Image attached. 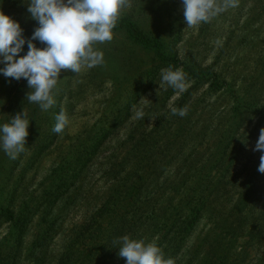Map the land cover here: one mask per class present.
Here are the masks:
<instances>
[{
  "label": "rangeland",
  "instance_id": "1",
  "mask_svg": "<svg viewBox=\"0 0 264 264\" xmlns=\"http://www.w3.org/2000/svg\"><path fill=\"white\" fill-rule=\"evenodd\" d=\"M0 10L26 38L39 26L26 0ZM120 23L95 45L102 64L62 71L47 111L27 101L25 79L0 75V124L23 111L30 122L24 153L0 151V264H126L124 235L174 264H264V153L253 150L264 128V0H236L195 27L182 0H129ZM169 66L189 84L174 100L159 87ZM61 110L69 123L57 134Z\"/></svg>",
  "mask_w": 264,
  "mask_h": 264
},
{
  "label": "clouds",
  "instance_id": "2",
  "mask_svg": "<svg viewBox=\"0 0 264 264\" xmlns=\"http://www.w3.org/2000/svg\"><path fill=\"white\" fill-rule=\"evenodd\" d=\"M27 11L38 22L32 36L26 38L21 24L0 10V75L15 80L25 79L31 91L27 101L47 111L56 104L54 90L63 70L79 74L104 62L103 51L97 43L110 42L123 9L129 0H26ZM183 15L188 27L209 22L212 18L236 7V0H182ZM36 41L46 45L37 47ZM27 45V52H25ZM159 87H171L173 100L184 93L189 84L186 73L171 66L161 69ZM167 90V88H165ZM173 115L184 117L187 107L169 104ZM143 118V110L136 111ZM52 131L60 134L69 123L66 113L56 114ZM30 122L24 111L11 116L8 123L0 124V151L15 160L26 150ZM254 151L264 153V128L260 129ZM258 171L264 173V154L260 156ZM118 255L126 264H174L166 259L155 243L119 238Z\"/></svg>",
  "mask_w": 264,
  "mask_h": 264
},
{
  "label": "trees",
  "instance_id": "3",
  "mask_svg": "<svg viewBox=\"0 0 264 264\" xmlns=\"http://www.w3.org/2000/svg\"><path fill=\"white\" fill-rule=\"evenodd\" d=\"M121 26L125 27V25H124L123 23H120L119 25H118V24L116 25L117 28H118V27H121ZM125 28H126V27H125ZM128 30H129V29H128ZM132 32L135 33V32H134V29H132Z\"/></svg>",
  "mask_w": 264,
  "mask_h": 264
}]
</instances>
